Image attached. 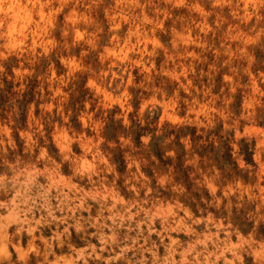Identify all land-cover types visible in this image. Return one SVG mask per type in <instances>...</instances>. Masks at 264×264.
Returning a JSON list of instances; mask_svg holds the SVG:
<instances>
[{
  "label": "rangeland",
  "instance_id": "obj_1",
  "mask_svg": "<svg viewBox=\"0 0 264 264\" xmlns=\"http://www.w3.org/2000/svg\"><path fill=\"white\" fill-rule=\"evenodd\" d=\"M54 263L264 264V0H0V264Z\"/></svg>",
  "mask_w": 264,
  "mask_h": 264
},
{
  "label": "bare ground",
  "instance_id": "obj_2",
  "mask_svg": "<svg viewBox=\"0 0 264 264\" xmlns=\"http://www.w3.org/2000/svg\"><path fill=\"white\" fill-rule=\"evenodd\" d=\"M64 148H65V147H64ZM72 168H73V167H72ZM49 176H50V175H49ZM49 176H46V177H49ZM81 176H82V175H81ZM50 178H51V176L49 177V179H50ZM52 178H53V176H52ZM53 179H54V178H53ZM53 179H52V180H53ZM30 180H31V179H30ZM54 180H55V179H54ZM55 181H56V180H55ZM49 182H50V180H49ZM50 183H53V181L50 182ZM54 185H55V184H54ZM94 185H96V184H94ZM47 186H48V188H50V187H49V184H47ZM83 186H84V185H83ZM91 188H92V187H91ZM212 188H213V187H212ZM82 189H83V188H82ZM57 191H58V190H57ZM57 191H56V192H57ZM71 191H72V190H71ZM95 191H96V190H95ZM61 192H62V191H61ZM82 192H83V191H82ZM86 193H87V192H86ZM63 194H64V193H63ZM75 195H76V194H75ZM72 196H73V195H72ZM75 198H76V197H75ZM78 199H79V198H78ZM3 201H4V200H3ZM4 202H5V201H4ZM72 202H73V201H72ZM74 202H75V201H74ZM55 203H56V202H55ZM53 209H54V208H53ZM148 212H149V211H148ZM117 214H118V213H117ZM87 215H88V214H87ZM20 219H21V218H20ZM18 220H19V219H18ZM20 221H21V220H20ZM71 221H72V220H71ZM77 221H78V220H77ZM21 222H22V221H21ZM98 222H99V221H98ZM170 222H171V221H170ZM163 223H164V222H163ZM147 224H148V223H147ZM164 224H165V223H164ZM93 226H94V225H93ZM114 226H115V225H114ZM169 226H170V225H169ZM108 227H109V226H108ZM171 227H172V226H171ZM94 228H95V227H94ZM165 228H166V227H165ZM31 231H32V229H31ZM19 235H20V234H19ZM52 235H53V234H52ZM168 235H169V234H168ZM34 236H35V234H34ZM40 236H41V234H40ZM19 237H21V236H19ZM19 237H18V238H19ZM32 237H33V236H32ZM41 237H42V236H41ZM41 237H40V238H41ZM170 237H172V236H170ZM44 238H45V237H44ZM173 238H174V237H173ZM30 240H31V239H30ZM98 240H99V239H98ZM143 240H144V239H143ZM31 241H32V240H31ZM141 242H142V241H141ZM172 243H173V242H172ZM172 243H171V244H172ZM45 246H46V245H45ZM21 247H22V246H21ZM21 247H20V248H21ZM85 247H86V246H85ZM98 247H99V246H98ZM27 248H28V247H27ZM81 248H82V247H81ZM99 248H100V247H99ZM22 249H23V248H22ZM25 250H26V249H25ZM32 250H33V249H32ZM20 251H21V250H20ZM91 251H92V250H91ZM25 252H26V251H25ZM141 252H142V251H141ZM220 252H221V251H220ZM21 253H22V252H21ZM45 253H46V252H45ZM79 253H80V252H79ZM22 254L24 255V253H22ZM55 254H56V253H55ZM86 254H87V253H86ZM172 254H173V253H172ZM25 255H26V254H25ZM96 255H97V254H96ZM216 255H217V254H216ZM77 256H78V255H77ZM97 256H98V255H97ZM101 256H102V255H101ZM142 256H143V254H142ZM163 256H164V255H163ZM99 257H100V256H99ZM173 257H174V256H173ZM95 258H96V257H95ZM100 258H101V257H100ZM127 258H128V257H127ZM139 258H140V257H139ZM150 258H151V257H150ZM27 259H28V258H27ZM77 259H78V258H77ZM86 260H87V259H86ZM107 260H108V259H107ZM172 260H173V259H172ZM63 261H64V260H63ZM65 261H66V260H65ZM88 261H89V260H88ZM97 261H98V260H97ZM97 261H96V262H97ZM151 261H153V260H151ZM164 261H165V260H164ZM231 261H232V260H231ZM9 262H10V261H9ZM25 262H27V261H25ZM49 262H50V261H49ZM172 262H173V261H172ZM172 262H171V263H172ZM11 263H12V261H11ZM66 263H67V262H66ZM87 263H88V262H87ZM150 263H151V262H150ZM208 263H209V262H208ZM54 264H55V263H54ZM100 264H101V263H100ZM107 264H108V263H107Z\"/></svg>",
  "mask_w": 264,
  "mask_h": 264
},
{
  "label": "trees",
  "instance_id": "obj_3",
  "mask_svg": "<svg viewBox=\"0 0 264 264\" xmlns=\"http://www.w3.org/2000/svg\"><path fill=\"white\" fill-rule=\"evenodd\" d=\"M244 154H245V160L247 162H253V159H252V150H250V148L248 147L247 143L243 146L242 148Z\"/></svg>",
  "mask_w": 264,
  "mask_h": 264
}]
</instances>
